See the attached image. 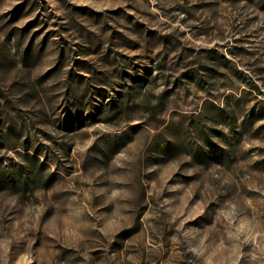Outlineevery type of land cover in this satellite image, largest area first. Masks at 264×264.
I'll return each mask as SVG.
<instances>
[{"label": "rangeland", "instance_id": "374dc122", "mask_svg": "<svg viewBox=\"0 0 264 264\" xmlns=\"http://www.w3.org/2000/svg\"><path fill=\"white\" fill-rule=\"evenodd\" d=\"M0 264H264V0H0Z\"/></svg>", "mask_w": 264, "mask_h": 264}]
</instances>
